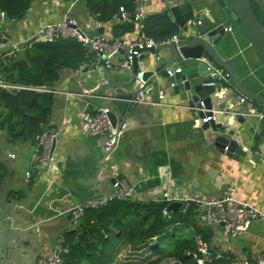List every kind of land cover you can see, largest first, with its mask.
<instances>
[{
	"label": "crops",
	"instance_id": "1",
	"mask_svg": "<svg viewBox=\"0 0 264 264\" xmlns=\"http://www.w3.org/2000/svg\"><path fill=\"white\" fill-rule=\"evenodd\" d=\"M165 12L180 25L182 39L194 35L202 17L218 23L225 20L217 0H150L148 15ZM67 13L84 26L91 16L84 1L63 0H34L20 21L0 16V35L7 43L3 47L0 42V53L11 43H20L23 48L44 23L60 21ZM120 22L99 21V26L88 32L113 38V26ZM137 35L135 24V30L123 37L133 40ZM221 46L247 88L264 96V67L241 24L232 25ZM158 55L161 61L172 57L169 50ZM97 58L95 55L92 61ZM161 61L146 53L139 61L140 70L155 72ZM113 63L111 69L102 67L86 73L85 80L65 72L55 84L58 93L54 94L50 125L60 127L66 119L71 124L64 125L56 143V172L52 177L37 166V149L29 143L0 145V161L10 168L0 187V264H38L42 256L52 253L61 234L72 228L69 210L110 193L116 177L132 182L140 201H162L165 193L172 197L220 196L233 184L237 199L264 211V140L257 131L259 117L255 111L245 118L237 115L246 108L238 105L241 95L230 90L218 89L222 94L218 106L228 109L230 119L223 123L221 132L237 141L234 153L218 150L216 135L203 129L201 111L188 106L186 95H173L172 87L159 78L152 83L147 97L150 103L129 114L117 148L104 160L102 138L83 135L79 116L90 102L92 110L109 107L122 118L121 111L106 98L113 89H102L116 82L129 84V71L123 70L122 58H115ZM137 88L136 80L117 91ZM160 94L165 95L163 101ZM217 113L222 120V112ZM28 171L31 178H27ZM11 191L21 197L7 200ZM234 250L249 261L263 252L264 221L255 222L246 236L236 240Z\"/></svg>",
	"mask_w": 264,
	"mask_h": 264
},
{
	"label": "trees",
	"instance_id": "2",
	"mask_svg": "<svg viewBox=\"0 0 264 264\" xmlns=\"http://www.w3.org/2000/svg\"><path fill=\"white\" fill-rule=\"evenodd\" d=\"M63 1H84L89 13L98 15L97 19L103 23L114 21L120 8L130 16L134 10V0ZM33 2L0 0L1 13H7L9 21L23 20ZM120 21L113 26L115 38L135 30L134 22ZM142 34L158 43H166L180 34V25L168 12L148 15L142 22ZM0 42L6 40L0 39ZM21 50L6 49L0 53L1 81L11 86L57 84L63 73L95 57L75 38L30 41ZM53 105L52 93L0 87V128L3 131L0 145L29 143L37 148V137L50 126ZM9 174V164L0 161V187ZM18 197L21 194L13 191L7 194V200ZM167 205L165 201L114 200L98 209H87L79 224L64 232L62 264H165L172 261L198 264L188 252H197L200 241L211 243L215 230L202 224L194 205L166 218L163 212ZM231 260L230 254L219 259L212 255L207 264H228Z\"/></svg>",
	"mask_w": 264,
	"mask_h": 264
},
{
	"label": "built area",
	"instance_id": "3",
	"mask_svg": "<svg viewBox=\"0 0 264 264\" xmlns=\"http://www.w3.org/2000/svg\"><path fill=\"white\" fill-rule=\"evenodd\" d=\"M150 0H134V10L132 16H130L123 8H120L119 15L115 16V20L132 21L138 24V35L135 39H128L126 37L109 38L103 34L95 33L90 35L88 30L99 26L98 15L89 16L87 23L81 25V23L70 13L64 15V18L60 21H50L44 23L36 32L34 37L30 41L34 42H55L63 38H75L81 41L88 47L90 52L95 54L97 60L91 62L82 63L77 69L71 70L73 77H81L85 80V74L95 71L98 68L111 69L113 67V60L117 57L122 58V68L125 71L132 70L133 59L137 57L140 59L146 53L154 54L157 60L161 61L158 55V48L164 44L179 43L181 41L180 34L174 35L166 43H158L153 38L147 37L142 34V22L148 16V6ZM201 23H199L200 25ZM231 30V27L227 31ZM181 33V30H180ZM29 41V42H30ZM6 42L3 43V47L6 46ZM11 51H20L22 46L20 43H11L7 48ZM6 48V49H7ZM155 49L156 52H150L147 50ZM176 72H182V68H178ZM145 72L139 70L136 75L138 88L136 90L137 97L131 101L132 104L144 105L150 102L147 101V97L153 88V84L143 79ZM224 81L228 82V75L219 72ZM169 75H173L169 71ZM0 87L7 89H27L37 92L46 93H58L55 88L48 87L47 84L41 87H27V86H11L1 81L0 74ZM165 95L160 94V99L163 101ZM246 99L240 97L238 105L242 106ZM162 104V103H161ZM91 103L86 102L85 108L79 116V127L83 135L91 137H107L106 151H110L112 146L115 145L116 140L119 139L123 132L126 130V125L123 126L120 133L112 126L110 119L111 109L109 107H101L97 110L91 109ZM200 110V109H199ZM201 112H206L205 109H201ZM216 113L215 111H212ZM237 115L240 117H248L251 111L245 109V111H237ZM214 117L206 116L201 119V123L204 125L212 120ZM71 124V120L66 119L62 126L50 125L46 128L38 137V146L36 157V163L39 168L46 171L47 175L53 176L56 172V156L52 151L54 143H57L59 138L64 133V125ZM3 139V131L0 128V142ZM119 144V141H118ZM117 144V146H118ZM116 146V148H117ZM228 151V147L225 149ZM11 158H15L11 155ZM27 178H31V172L26 173ZM113 183V188L110 193L98 195L95 198L87 201L85 204H76L69 210L70 216L73 220L74 229L85 215L87 209H98L107 205L114 200L123 201H135L138 200L135 185L124 179L116 177ZM54 182V181H53ZM168 203L164 209V217L170 218L175 212L169 210L173 203H180L183 211L187 210L190 205H194L198 213L200 214V220L203 225L208 227L221 226V230L215 231L214 238L211 243L200 241L198 250L195 253L188 252V255H193L198 264H207V259L211 257V250L216 251L215 258L219 259L224 254H230L232 260L228 264H264V251L256 255L253 261H249L234 250V242L241 237L246 236L257 221H264V211H261L247 202L241 201L236 198V187L229 185L222 195L210 194L207 196L189 195L183 194L182 196L172 197L170 194L165 193L163 200ZM65 237L64 234L58 238L53 251L47 256H42L38 260V264H62L63 253L65 252Z\"/></svg>",
	"mask_w": 264,
	"mask_h": 264
},
{
	"label": "water",
	"instance_id": "4",
	"mask_svg": "<svg viewBox=\"0 0 264 264\" xmlns=\"http://www.w3.org/2000/svg\"><path fill=\"white\" fill-rule=\"evenodd\" d=\"M225 20L222 23L216 20L202 17L201 24L197 27L194 35L189 38L181 39V41L172 44H164L158 48V52L169 50L172 54L170 60L161 61V65L155 72H146L143 79L154 83L159 78L165 79L172 87L173 95H186L188 106L193 109H205L206 112H200V116L214 117L208 123L204 124L203 129L216 135L215 147L220 151H225L228 147V153H234L238 143L234 139L227 138L223 134V123L230 119L228 109H220L222 94L219 88L230 90L240 94L246 99L242 105L249 111H255L259 120L257 131L264 140V96L258 95L251 91L245 83L237 75L233 63L229 60L228 55L224 52L222 45L227 29L234 24H241L244 28L250 44L256 53V56L264 67V28L255 12L256 5L264 15V0H217ZM0 16L4 20H8L7 13H1ZM156 52L155 49L147 50ZM178 68H182V72H176ZM124 70V69H123ZM139 59L134 57L132 70L129 71V84L125 82L111 83V86L104 85L102 89L112 88V92L106 97L116 106L122 114V118L115 113L110 112L112 126L121 132V129L126 123L129 114L136 110L139 105L132 104L131 101L137 97L136 91L118 92V89L132 86L136 81V75L139 73ZM125 71V70H124ZM169 71L173 75H169ZM228 75V82L224 81L219 72ZM48 87L55 88V83H47ZM224 96V95H223ZM224 101H227L226 99ZM215 111L216 113L212 112ZM222 112L224 118L219 119L217 112ZM243 121V118L241 119ZM104 144L105 160L115 151L117 143L112 146L110 151H106L108 138L101 137ZM56 143H54L52 151H54ZM113 183L115 180L112 181ZM181 207L180 203H173L169 210L177 213ZM212 254L216 255L215 250H211ZM171 264H181L178 261H173Z\"/></svg>",
	"mask_w": 264,
	"mask_h": 264
},
{
	"label": "rangeland",
	"instance_id": "5",
	"mask_svg": "<svg viewBox=\"0 0 264 264\" xmlns=\"http://www.w3.org/2000/svg\"><path fill=\"white\" fill-rule=\"evenodd\" d=\"M254 8H255V10H256V14H257V16H258V18H259V20H260V22L263 24V26H264V15H263V13H262V11L256 6V5H254ZM0 39H4L3 38V36H1L0 35ZM183 210V208H181V210L180 211H182ZM210 228H213L215 231L217 230H221L222 228H221V226H214V227H210ZM173 262V261H172ZM172 262H170V263H168V262H166L165 264H171Z\"/></svg>",
	"mask_w": 264,
	"mask_h": 264
}]
</instances>
